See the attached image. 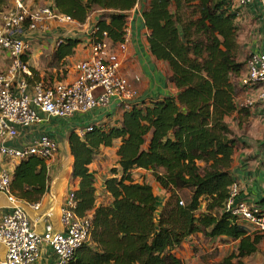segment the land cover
<instances>
[{
  "label": "trees",
  "instance_id": "obj_1",
  "mask_svg": "<svg viewBox=\"0 0 264 264\" xmlns=\"http://www.w3.org/2000/svg\"><path fill=\"white\" fill-rule=\"evenodd\" d=\"M230 1L149 0L142 13L149 53L168 65L167 82L176 93L134 103L122 112L118 126L92 124L82 136L78 130L68 133L71 178L78 179L74 213L90 223L87 241L68 264H184L178 253L198 237L233 245L220 264H245L257 253L263 236L249 235L225 210L235 184L236 146L226 120L243 110L236 104L237 78L246 63L239 60V26ZM42 2L78 25L98 14L90 41L106 37L115 46L123 41L128 13L138 0ZM81 43L61 39L51 62L73 56ZM27 56H22L24 63ZM115 141H120L117 166L104 181L108 200L98 204L96 172L90 166ZM135 170L148 172L165 193L162 204ZM48 182L47 164L30 156L15 165L10 186L15 197L33 204L47 192Z\"/></svg>",
  "mask_w": 264,
  "mask_h": 264
},
{
  "label": "built area",
  "instance_id": "obj_2",
  "mask_svg": "<svg viewBox=\"0 0 264 264\" xmlns=\"http://www.w3.org/2000/svg\"><path fill=\"white\" fill-rule=\"evenodd\" d=\"M12 1V6L0 16V52L10 58L7 69L0 72V163L4 161L0 166V194L8 203L0 220V245L3 247L0 264H33L42 247L52 252L53 264H68L77 249L87 241L90 230L89 220L74 213L76 201L73 190L67 194L60 208V229H54L49 220L52 214L48 213L39 233L25 206L37 211L40 203H25L14 196L10 186L17 163L30 156H36L46 164L51 163L58 152L57 142L48 133L34 136L29 145L22 148L8 146L6 142L17 138L21 129L44 121L67 119L97 108H108L111 104L120 111H128L138 98L135 83L139 78L135 76L130 80L122 72L129 42L126 32L123 41L115 46L106 37L95 43L89 38L90 56L75 64V78L71 82L49 83L41 79L30 86L29 79L33 75L22 56L30 53L31 43L22 35V29L34 31L46 22L63 25L74 21L55 13L51 6L32 9L20 0ZM254 1L231 0L229 5H232V10H241ZM237 83L247 94L236 101L237 107H258L264 113V53L249 54L244 73ZM91 130L92 125H89L77 132L82 136ZM237 195L238 187L234 184L225 210L236 216L249 235H260L264 232V201L256 204L237 201Z\"/></svg>",
  "mask_w": 264,
  "mask_h": 264
},
{
  "label": "crops",
  "instance_id": "obj_3",
  "mask_svg": "<svg viewBox=\"0 0 264 264\" xmlns=\"http://www.w3.org/2000/svg\"><path fill=\"white\" fill-rule=\"evenodd\" d=\"M20 1L26 7L32 9L52 6V3L42 2V0ZM148 2L149 0H138L136 6L128 13L127 32L129 34V42L127 53L123 59L122 72L130 80H133L135 76L139 78V82L135 83L138 91V98L135 103L160 99L176 93L175 88L167 82V77L170 74L168 65L164 62L156 61L149 53L146 42L148 32L145 29L142 17L143 10L147 7ZM12 4V0H0V16L4 11L3 8L12 6ZM229 8L231 12L233 11L237 14V25L244 27L243 37L240 38L241 41L238 43L241 44L244 38L249 54L264 53V0H255L241 10H232V5H229ZM1 10L3 11L1 12ZM97 19L98 14H93L84 25H78L75 22L59 25L51 21L42 24V26L39 25L34 31L23 28L22 35L26 36L31 43V51L27 56L26 64L30 70L35 71L34 76L29 79V85L31 86L35 81L41 79L49 83L71 82L75 78V64L90 56L89 35ZM63 38L80 39L82 43L75 49L73 56L55 64L51 62L50 56L58 42H61ZM9 64V56L0 52V72H4ZM243 73L244 71L240 76ZM246 95L239 88L236 101ZM252 95H255V92H252ZM122 112L115 108L114 104H111L108 108H97L89 113L73 115L67 119L49 120L53 121L52 123L54 124L57 122L66 123L67 125L63 129H56L49 124V121H44L35 125L39 128V133L35 130V132L32 131L31 127L19 131L17 143H26L40 133H48L58 145L57 155L48 165V190L39 202V209L34 211L25 206L37 232H42L43 219L48 213L52 214L49 220L53 224L54 229H60V208L67 194L72 190H76L78 186V179L71 178L72 158L69 154L67 142L68 133L92 124L106 123L109 126H118ZM112 121L113 123H111ZM226 121L236 138L231 165V174L234 176L235 184L238 187L236 200L254 204L261 203L264 201V113L258 107L243 109L234 113ZM119 144L120 141H115L113 147L103 148L98 158L90 166V169L96 172L95 187L98 204L108 200L104 181L110 177V170L117 166L116 150ZM2 163H0V166ZM134 174L136 178L144 177L147 183L151 177L148 172L142 170H135ZM140 181L139 179L138 182ZM152 184L156 183L153 181ZM163 202L164 200L161 201V204ZM7 207L8 203L5 196L0 194V220ZM260 236H263L264 242V232ZM193 239L190 241H193ZM2 250L3 247L0 245V251ZM53 262L54 256L52 252L47 247H42L39 258L33 264H53Z\"/></svg>",
  "mask_w": 264,
  "mask_h": 264
},
{
  "label": "rangeland",
  "instance_id": "obj_4",
  "mask_svg": "<svg viewBox=\"0 0 264 264\" xmlns=\"http://www.w3.org/2000/svg\"><path fill=\"white\" fill-rule=\"evenodd\" d=\"M7 8H3V10ZM3 10H1V12ZM63 28H72V27H63ZM243 29L244 27L242 28V26H239L238 42H240L241 41L240 38L243 37ZM244 42H245V39L243 38V42L239 44L240 46L239 60L245 63L246 59L249 56V50L247 49V46L245 45ZM60 120H63V119H60ZM52 122L53 121H49V124H51L56 129H63L65 125H67L66 123L57 122L56 124H54ZM111 123H113V121ZM31 128H32L31 129L32 131L35 130L38 133L40 132L39 128L36 127L35 125L31 126ZM17 141H18V138H15L11 141L6 142V144L8 146L22 148V147L28 146L31 140L26 143H22V142L17 143ZM47 164L49 165L50 163L48 162ZM48 165H47V169L49 167ZM148 183L152 185L153 193L157 196L159 203H161V201L164 200L166 197V195H163L165 193L162 194L163 191L160 190L156 184H152L153 183L152 177L148 179ZM232 246L233 245L231 243L227 242V240H224V239H220V240L216 239L213 242L207 243L202 237H198V238H194L193 241L186 242L183 248L178 253V256L182 259L184 264H220L222 260L231 253ZM244 263L245 264H264V242L263 241L260 243L257 253L250 258L244 259Z\"/></svg>",
  "mask_w": 264,
  "mask_h": 264
},
{
  "label": "water",
  "instance_id": "obj_5",
  "mask_svg": "<svg viewBox=\"0 0 264 264\" xmlns=\"http://www.w3.org/2000/svg\"><path fill=\"white\" fill-rule=\"evenodd\" d=\"M97 93H99V90H98V91H96L94 94L96 95Z\"/></svg>",
  "mask_w": 264,
  "mask_h": 264
}]
</instances>
